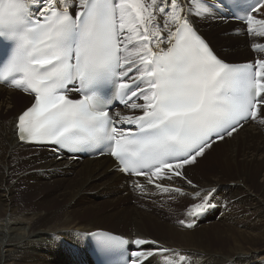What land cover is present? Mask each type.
<instances>
[{
  "label": "snow or ice",
  "instance_id": "snow-or-ice-1",
  "mask_svg": "<svg viewBox=\"0 0 264 264\" xmlns=\"http://www.w3.org/2000/svg\"><path fill=\"white\" fill-rule=\"evenodd\" d=\"M38 2L0 0V41L10 45L0 61V83L34 97L18 117L20 140L63 149L101 145L120 171L146 177L162 192H179L155 181L184 177L186 165L231 137L241 121L261 114L264 59L242 66L220 59L192 26L188 0H78L74 16L66 0H45L36 17L32 6ZM262 8L264 0H252L236 18L246 21L248 34L264 38V19L253 15ZM208 10L204 4L203 12ZM203 12L197 0L195 14ZM165 42L168 46L161 47ZM109 87L117 88L121 103L142 109L138 116L116 114L121 125H135V130L116 127L109 111L112 97L105 92ZM204 206L194 205L193 211ZM93 235L101 251L119 248V264H149L158 252L169 251L141 248L131 253L136 259H125L123 246L129 241ZM186 259L179 255L175 264Z\"/></svg>",
  "mask_w": 264,
  "mask_h": 264
},
{
  "label": "bare ground",
  "instance_id": "bare-ground-1",
  "mask_svg": "<svg viewBox=\"0 0 264 264\" xmlns=\"http://www.w3.org/2000/svg\"><path fill=\"white\" fill-rule=\"evenodd\" d=\"M196 1L188 0L193 7L189 20L201 34L203 28L206 34L203 35L207 40L209 36L208 42L213 44L215 47L213 48L221 55L216 52L219 57L226 61L228 60L223 56L230 57L231 60L228 61L230 63L241 62L238 61L239 58H250L251 61L255 58L264 59V56L261 57L263 50L252 51L250 47L261 44L264 40L254 43L251 39L259 40L261 37L248 34L247 24L241 20L239 24L221 22L218 17L220 21L214 19V22L219 24L218 30H214L215 23L213 27L211 23L206 24L210 19V10L203 12L204 5H200L203 16L195 14ZM66 2L72 10L78 9L77 0H66ZM162 2L166 0L159 3ZM233 3L234 0H231L232 5ZM45 7V0H39L32 6L33 12L37 15L41 14V10ZM220 8L222 14L234 17L232 6L223 4ZM240 28L245 34L241 33ZM231 31H235V34L232 35ZM216 35H222L223 37L220 38L227 41V46L230 47L225 48L223 45L225 42L222 40L217 38L214 40ZM245 45H248L250 50L245 49ZM167 46V42L161 45L165 48ZM141 87L144 85L141 84ZM32 99L31 95L16 93L14 87L6 88L0 85V264H59V261H67L66 264H82L85 260L91 264L94 257L88 255L87 235L97 230L109 231L130 239H147L154 241L155 244H148L145 248L169 250L167 254L158 252L154 257L149 258V264H166L167 260L175 264L179 255L186 256L185 264H264V138L259 137L262 130L252 124L251 119L241 123L231 137L225 136L224 140L216 141L211 148L205 150V155L197 158L196 163L186 165L184 177H180L183 181L186 180L185 183L176 182L174 179L156 180L155 183L159 182L161 185L166 183L172 189H180L179 192H162L154 186V183H149L146 177L141 180L115 170V162L109 156L93 159H81L76 156V160L62 158L58 161L57 154L48 152L50 148L20 142L16 136V121ZM134 102L144 103L142 99L136 98ZM260 110L264 113V106H260ZM117 113L120 116H138L142 114V109H132L127 106L125 109H116L112 112L115 115ZM117 118L120 121V117ZM57 149L63 148L57 147ZM250 149L251 152L248 154L247 151ZM236 154H240L241 157ZM29 155L34 157L28 158ZM217 155L220 160L217 159ZM212 161L219 165L217 172L214 169L215 173L211 178L208 176L209 178L199 179L196 174L203 171V167L211 169V165H216L210 164ZM20 164L25 165V172L18 170ZM38 172H43V176ZM223 176L227 178L224 179ZM40 177L43 179L38 180ZM194 178L199 182L196 183ZM20 183L25 184L27 190L31 189L32 193L27 194L22 191ZM55 185L59 190L50 197L45 196V193ZM111 185L115 186L114 189ZM250 187L257 189L255 193ZM236 189L238 191L235 195L242 192L246 199L244 202L238 199L236 205L245 208L247 205L249 212L239 213V217L236 213L235 217L227 214L229 209H224L223 206L233 199ZM110 190L112 191L109 192ZM123 191L125 195L131 192L137 196V199L140 196L143 202L131 206V215L125 207L121 209L119 207L112 213L113 216L103 215V218L107 217L112 221L114 218L129 216L131 226L126 233L95 225L91 223L92 221L87 224L79 221V217L93 213L105 202L93 204L96 203L94 201L107 200L105 205L109 204L110 207L113 204L114 207L116 202L124 203L126 199L122 197ZM165 194L170 197H165ZM247 194L252 195L253 199H248ZM64 196L67 197L66 202L55 207L53 212L39 211L41 209L49 211L48 206ZM186 196L195 198L197 204L205 205L203 210L196 214L197 212H194L190 206L186 210L189 218L185 219L184 227L166 225L162 218L170 213L169 207H179ZM224 197L227 201H224ZM229 202L228 206L231 210L233 204ZM25 204H30V208L21 209ZM79 205H84L83 207L86 208L76 209ZM139 206L149 210H141ZM192 213L194 219L198 221L195 225L190 218ZM216 215H221V218L214 221ZM39 220L41 224L35 227ZM145 221L158 235L148 233ZM114 222L117 226L121 223V221ZM210 222H212L210 227L197 229ZM186 224L193 226L186 228ZM210 241L220 244L223 248L210 247Z\"/></svg>",
  "mask_w": 264,
  "mask_h": 264
},
{
  "label": "rangeland",
  "instance_id": "rangeland-1",
  "mask_svg": "<svg viewBox=\"0 0 264 264\" xmlns=\"http://www.w3.org/2000/svg\"><path fill=\"white\" fill-rule=\"evenodd\" d=\"M162 0H157V2L159 3V2H161ZM204 2H206V0H200V5H204ZM76 4H77V6H78V0H77V2H76ZM195 5L197 6V1H196V3H195ZM78 9H79V7H78ZM211 8L209 7V10H210ZM75 11H77V9L75 10ZM194 12H195V10H194ZM216 13L217 12H214V14L211 12V14H210V19L209 20H207L208 22H206V24H210L211 23V27H213V23H215L214 21V19H217L218 21H220V19L218 18V15H220V14H218V15H216ZM201 16H203V14L201 15ZM258 19H264V9L261 11V12H259V13H257L256 15H255ZM216 17V18H215ZM213 18V19H212ZM223 19V18H222ZM227 21V20H226ZM225 20H222L221 22H226ZM159 23L161 24V27L163 26V23H164V18L163 17H161L160 19H159ZM216 25H215V27H213V29L214 30H218V25L219 24H217V23H215ZM222 25H224V24H222ZM225 26V25H224ZM228 27V26H227ZM230 27V26H229ZM200 30H201V28H200ZM240 31H241V33L242 34H245L244 33V30L242 29V28H240L239 29ZM203 34L205 33V32H203V28H202V31H201ZM226 33H227V31H225ZM232 33V35H234L235 33V31H231ZM214 33V32H213ZM204 35H206V34H204ZM210 36H212V35H210ZM248 36H250V35H248ZM207 37V36H206ZM220 37H223L222 35H216L215 37H214V40L217 38V39H219V40H222ZM208 38V40H209V36L207 37ZM254 43H257V42H259V41H262V40H264V38H260L259 40H254V39H251ZM210 41V40H209ZM222 41H224V40H222ZM212 42V41H211ZM225 43H223V45L225 46V48H227V47H230V45H228L227 46V41H224ZM250 43H251V41H250ZM212 44V43H211ZM212 47H214L213 46V44L211 45ZM221 47H223V46H221ZM215 48V47H214ZM213 48V49H214ZM249 48V49H248ZM245 49H247V50H250V47L248 46V45H245ZM215 50V49H214ZM216 51V50H215ZM217 52V51H216ZM218 53V52H217ZM219 54V53H218ZM220 55V54H219ZM221 56V55H220ZM262 56H264V50L261 52V57ZM225 59H227L228 61L229 60H231V58L230 57H226V56H223ZM260 57V56H259ZM256 59V58H255ZM251 59L249 58V59H238V61H241V62H252V61H250ZM9 88L10 86L8 85V86H6V88ZM12 87V86H11ZM15 88V87H14ZM16 93H18V94H20V95H24L21 91H20V89H17L16 88ZM18 104H20V101H19V103ZM21 107H23V106H21ZM11 116V115H10ZM3 117H6V116H3ZM2 120H4V119H2ZM250 122H252V124H254L256 127H260L261 128V130H262V133L260 134V138H264V113H261V114H258V116H257V118L255 119V120H250ZM249 122V123H250ZM255 127V128H256ZM258 134V133H257ZM259 135V134H258ZM233 140V139H232ZM251 143V142H250ZM220 149H221V147H220ZM48 152H49V150H48ZM250 152H251V149L249 150V151H247V153L248 154H250ZM21 153V152H20ZM236 155H238L239 157H241L240 156V154H236ZM26 156V155H25ZM216 156V155H215ZM218 156V155H217ZM30 157H34V155H29L28 156V158H30ZM212 158V157H211ZM217 159L218 160H220L221 158L218 156L217 157ZM27 161V159L25 158V162ZM58 161H61V160H58ZM213 161H215V160H213ZM212 161V163L210 162V164H216L217 163V161H215V162H213ZM199 164V163H198ZM217 164H219V163H217ZM215 165V166H213V165H211V169H208V168H204L203 167V171H199L196 175H198L199 176V179H201L202 180V178H204V177H208V176H210V178H211V176L212 175H214V173L215 172H217V166H219V165ZM19 164H17V166H18ZM25 165H23V164H20V169H18L20 172H25L26 170H25V167H24ZM214 169H215V172H214ZM40 175H42L43 176V172H38ZM203 175V176H202ZM224 176H226V175H224ZM223 176V178L224 179H226L225 177ZM209 178V177H208ZM40 179H43V177H40L38 180H40ZM173 179L174 180H176V182H181V183H185L186 182V180H182L180 177H173ZM197 178H194V180H195V182L196 183H198L199 181L198 180H196ZM173 180V181H174ZM192 180V179H191ZM35 180H32V182H34ZM172 181V180H171ZM53 182V181H52ZM31 184H33V183H31ZM20 189L22 190V191H25L27 194H31L32 193V190L30 189V190H27V188L25 187V184H21L20 183ZM64 187V184L62 185V188ZM111 187L114 189V187L115 186H113V185H111ZM112 189V190H113ZM250 189L252 190V192L253 193H255L254 191H256L257 189H255V188H253V187H250ZM59 190V187L57 186V185H55L54 187H52V189H50V191L48 190L46 193H45V196H47L48 195V197H50L54 192H57ZM112 190H110L109 192H111ZM238 191V189H236L235 191H234V194H233V199H231L230 200V202L229 203H231V204H233V206H232V208H231V210H230V207L228 206V202L226 203V204H224L223 206H225V208L224 209H229V211H227L228 213L227 214H230L231 216H233V217H235V213H236V215H237V217H239V213L241 214V213H244V212H246V214L247 213H249V212H247V205H246V208L245 207H243V206H238L239 204H237L236 205V202L237 201H242V202H244L246 199L244 198V194L241 192L240 194H237V195H235L236 194V192ZM170 192H174V191H170ZM122 194V197H124L126 200H125V202L124 203H118V202H116L115 203V206L114 207H110V205L109 204H107V205H105V202H108L107 200H103V199H101V200H97V201H94V202H96V203H93V204H99L101 201H105L104 202V204H101V205H99L98 206V208L93 212V213H90L89 215L87 214V215H84V216H81V217H79L78 219H79V221H81V222H83L84 224H87V223H89V221H92L91 223H94L95 225H99V226H103V227H106V228H108V229H112V230H114L115 232L117 231V232H121V233H126V231H128V229H129V226H131V225H129L130 223V221L128 220V218H129V216L127 217V218H121V219H118V218H114V219H112V221L111 220H109L107 217H110V216H113V212H116L115 211V209H118L119 207H120V209L122 208V207H125L127 210H128V213H129V215H131L130 213V211H132V209H131V206H134L136 203H138V202H143V200L142 199H140V196L138 197L139 199H137V196L136 195H133L131 192H129V194H127V195H125L124 194V191L121 193ZM44 196V194H42V197ZM165 197H170V195H168V194H165L164 195ZM246 197L248 198V199H250V200H252L253 199V197H252V195H249V194H247L246 195ZM185 199L182 201V203L179 205V207H173V208H171V207H169L170 209H171V211H170V213H168V214H166V216H164L163 218H162V220H164V223L167 225H171V226H176L177 228H180V227H182V225H183V227H184V224H181L180 223V221H186L185 219L186 218H189V216H188V213L186 212V210L190 207V206H192V208H193V206L194 205H197V203L198 202H196V199L195 198H189V197H184ZM20 199H22V197L20 198ZM224 199V201H227L226 200V197H224L223 198ZM239 199V200H238ZM66 200H67V197L66 196H64L61 200H59V201H57V202H53L51 205H50V207L48 206V208H50V210L49 211H46V210H44V209H41V210H39V211H41V213H43V212H46V213H48V212H53L54 211V209H55V207H57V206H59V205H63L65 202H66ZM30 204H25V205H22L21 206V209H24V208H30ZM84 206V205H83ZM83 206H78V208H76V209H80V210H83V209H85L86 207H83ZM139 208L141 209V210H144V211H148L149 209H146L145 207H140L139 206ZM237 209V210H236ZM56 211V210H55ZM191 211V210H190ZM104 212V213H103ZM150 212V211H149ZM71 214V213H70ZM115 214H118V213H115ZM141 214H143V213H141ZM103 215H105V216H107V217H105V218H103ZM71 216L73 217V218H75L74 217V215H72L71 214ZM247 217V216H246ZM221 218V215H216V218L214 219V221H217V220H219ZM247 219V218H246ZM109 220V221H108ZM41 220H39V221H37V223L35 224L36 226L35 227H37L38 225H40L41 224V222H40ZM114 221H121V223L117 226L116 224H115V222ZM163 223V224H164ZM212 222H210L209 224L208 223H206V224H204V225H202V226H199L197 229H201V228H204V227H210ZM145 224H147L146 225V228H147V230H148V233H150L151 235H158L157 234V232L154 230V228H152V226L148 223V222H146L145 221ZM142 225V224H141ZM235 225V224H234ZM235 226H238V225H235ZM238 227H241V226H238ZM187 228V227H186ZM211 242V244H210V247H212V248H223L222 246H220V244H215V243H213L212 241H210ZM66 262L67 261H59V264H66Z\"/></svg>",
  "mask_w": 264,
  "mask_h": 264
}]
</instances>
